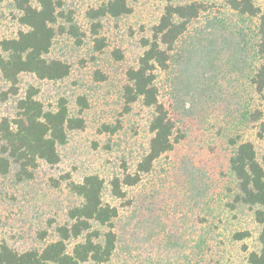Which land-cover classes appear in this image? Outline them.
Returning a JSON list of instances; mask_svg holds the SVG:
<instances>
[{"label": "rangeland", "instance_id": "374dc122", "mask_svg": "<svg viewBox=\"0 0 264 264\" xmlns=\"http://www.w3.org/2000/svg\"><path fill=\"white\" fill-rule=\"evenodd\" d=\"M56 1L76 33L58 36L48 58L65 62L70 73L60 81L22 74L14 88L0 74V120L15 118L17 100L33 88L45 109L63 98L72 116H79L78 98H84V128L68 134L57 164L38 162L25 178L14 166L0 174V243L21 253L55 241L77 202L69 184L97 175L106 183L103 201L118 210L116 248L105 264H248L249 254L260 250L264 224L236 201L228 167L233 142L252 143L264 166V137H257L253 121L257 111L264 116V99L250 84L247 48L238 50L256 20L231 10L230 0H125L130 13L98 19L94 34L87 13L106 0ZM253 2L264 14V0ZM192 3L201 8L198 16L177 40L166 69L154 73L158 100L180 140L137 185L125 188L124 199H115L109 181L125 168L135 172L152 137L153 109L140 102L124 107L126 72L137 67L164 8ZM20 16L14 0H0L1 40L23 29Z\"/></svg>", "mask_w": 264, "mask_h": 264}, {"label": "trees", "instance_id": "16d2710c", "mask_svg": "<svg viewBox=\"0 0 264 264\" xmlns=\"http://www.w3.org/2000/svg\"><path fill=\"white\" fill-rule=\"evenodd\" d=\"M32 7L29 0H14L20 11V26L14 39H0V74L14 88L22 74L34 75L39 80L60 81L68 77L70 67L63 61L48 58L56 38L63 34L75 35V26L64 20L61 3L56 0H37ZM229 7L240 16L256 20L248 47L238 50L249 56L254 92L264 99V14L253 0H230ZM199 5H167L158 23L151 29V38L144 41L145 50L136 68L126 72V84L122 98L126 111L140 102L152 108L149 124L152 137L148 151L139 161L136 170L129 173L125 168L108 183L109 192L115 199L126 197L125 188L134 187L143 175L148 174L153 163L163 154L174 149L180 138L176 135L173 121L158 100L155 86L156 69H166L177 40L195 19ZM125 0H106L98 8L88 11L92 32L100 27L97 21L109 16L119 18L130 13ZM245 54V53H244ZM36 90L29 88L16 103L15 118L0 120V174L5 175L14 166L20 178L30 177L38 162L55 165L59 162L58 148L67 143L68 134L84 128L80 117L86 108L84 98H78L79 116H72L67 102L60 98L52 109H45L35 99ZM179 105L183 102L178 100ZM257 123V137H264V116L257 111L253 116ZM110 131L108 126H104ZM235 146L229 159V173L236 185V201L254 209L255 219L264 224V166L257 160L255 148L250 142ZM264 163V156H263ZM105 181L97 175L86 176L82 182L69 184L77 202L68 210V222L56 228L57 239L41 249L17 252L6 243H0V264H105L116 248L114 220L116 207L103 201ZM241 239L243 236H236ZM76 240L68 250L69 242ZM260 250L252 252L248 264H264V225L259 233Z\"/></svg>", "mask_w": 264, "mask_h": 264}]
</instances>
